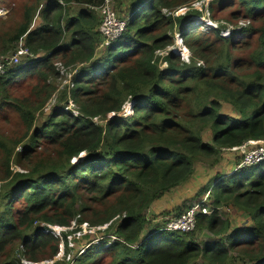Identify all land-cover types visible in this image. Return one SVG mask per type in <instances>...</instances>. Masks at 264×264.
I'll return each instance as SVG.
<instances>
[{
	"label": "trees",
	"instance_id": "16d2710c",
	"mask_svg": "<svg viewBox=\"0 0 264 264\" xmlns=\"http://www.w3.org/2000/svg\"><path fill=\"white\" fill-rule=\"evenodd\" d=\"M105 1L26 0L20 21L0 19V59L20 46L41 59L0 73V122L11 110L25 131L22 140H0L7 170L0 188V264L55 260L61 243L63 262L56 264H95L103 257L110 264H264V162L210 185L212 208L231 201L247 214L242 230L225 227L212 210L197 216L194 232L169 233L164 226L146 232L156 223L149 211L192 181L197 162L264 141V0H235L253 22L241 39L163 14L192 0H112L127 29L101 55L95 9ZM175 33L190 50V63L169 52L162 71L161 53L173 47ZM244 50L251 54L243 59ZM59 63L76 72L73 88L46 114L58 92ZM69 102L81 116L65 110ZM127 103L131 115L124 119ZM19 146L23 151L16 153ZM13 162L23 172L14 174ZM124 214L112 245L90 248L69 263L73 231L55 239L39 227L69 229L77 216L97 227ZM203 232L213 241L199 243Z\"/></svg>",
	"mask_w": 264,
	"mask_h": 264
},
{
	"label": "rangeland",
	"instance_id": "374dc122",
	"mask_svg": "<svg viewBox=\"0 0 264 264\" xmlns=\"http://www.w3.org/2000/svg\"><path fill=\"white\" fill-rule=\"evenodd\" d=\"M217 1L218 0H192V2L185 7H179L173 11L164 10L163 14L166 17H180L185 15L189 17L186 26H196L198 30L201 29L203 32L208 31L207 33H212V31L217 30L219 32V35L222 38L226 39L231 38L234 34L241 35L243 30L253 26V22L249 18L245 17L242 12H240L241 10L238 7V3H235V0H233L232 5L227 4L223 6L219 5ZM25 3L26 0H18V2L15 0H0V19L8 21L9 25H13V22L9 23V20L11 18L20 21L21 9ZM110 5L113 13L116 14L118 18L122 19V17L119 15L120 13L117 8V5L114 4L112 0ZM196 12H198L199 15H197ZM40 23L41 19L40 17H37L34 21V27L39 26ZM207 24L211 25V27L207 26ZM0 29H4L1 27V23ZM240 35L238 36V38L241 39ZM173 42L174 45L171 48V53L176 54V51H178L179 53L186 52V47L184 45L183 47L181 46L182 38L180 37V35H174ZM105 50L106 48L101 49V55L105 53ZM26 52V47H17V53L15 54V56L19 55V58L22 59V56L25 54H23L22 56L21 54ZM168 54L169 52L161 53L162 58L160 60L159 67L162 71H165V69L167 68L168 63L166 62L165 58ZM250 54L251 50H244V52L240 53V57L244 59L250 56ZM178 57L181 58L182 62H184L180 55ZM3 59L4 58L0 59L1 62L3 61ZM200 63V65H203V62ZM16 64V62H13L11 64V67H17ZM57 66V70L60 72V76L56 80L58 92L55 94V96L52 98L53 100H51V102L45 109V112L47 111L46 114L48 112H51L55 106H58L57 99L62 91H68L66 90L68 89V87L70 89L73 88L72 79L75 76V73L73 74L74 71L71 72V69L64 67L63 63H59ZM63 106L66 111L68 108H71L72 110L70 111L73 113L74 116H81L79 108L75 105L63 104ZM46 114H44L43 117L42 115L39 116L37 127L43 125L44 122L47 120V118L45 117ZM130 115L131 107L127 103L124 108V114L120 115V117L128 119ZM93 122L99 123V118H95ZM209 129L210 128H208L207 130ZM24 132L25 131L20 123L18 114L12 112L11 110H8V113L4 116V120L0 122L1 142L6 143V141L10 140H22ZM208 140L209 139L206 138L204 143L208 142ZM22 151L23 150L21 149V146L16 149V153ZM46 151L48 153L52 151V148H48ZM258 155H261L262 157H260L259 159L255 158ZM82 157H84V155ZM263 162L264 142L259 144L248 143L240 148H236L233 150H221L219 155L215 156L214 158L204 159L200 162H197L195 166L196 174L192 181H190L186 187H182L168 194V196H166V198L162 202L158 203L153 210L149 211V218L153 220L154 218H156V223L147 226V234L156 231L158 227H165L168 223L173 220V218L182 215L190 207L197 205L203 200L208 201L209 205L211 206L213 202V196L211 193L212 188H210V185L217 176H222V179H228V177H230L232 173H236L238 170L244 171L245 169H252ZM10 167L11 171L14 174L18 172H23V169L17 166L15 162H13ZM6 171L7 170L5 161L1 154L0 188L5 183ZM89 203L93 208L96 207L90 201ZM212 210L217 211V216L220 217L221 220L225 223V227L229 225V228L232 230H242V228L245 227V224L248 225L247 214L240 213L239 210L236 208L234 202L230 201L228 204H225L218 209H214L211 206L209 215L213 213ZM124 215H118L109 224L97 227H91L88 221L80 222V219L82 220L83 217L80 218V216H77V218L72 223V226L67 229L68 231H73V234L69 236V248L71 252L66 260L67 263L74 261V259L81 256L84 251L90 248L92 249L93 247L105 245L104 243H106V246L112 245L114 243V240L117 238L115 234L116 224L120 221L121 218H123ZM88 216L92 217L91 213H88ZM195 230L196 226L194 231ZM198 235L199 243H208L209 241H213L212 239L214 236L209 232H203ZM62 246H64V244L61 243V249ZM63 257L64 253L61 252L60 256L57 257L55 260L47 259L40 261L39 263L26 264H56L57 262L62 263ZM99 257H97L95 260H98ZM99 262L100 264H110V258L103 257L101 260H98L95 264Z\"/></svg>",
	"mask_w": 264,
	"mask_h": 264
},
{
	"label": "built area",
	"instance_id": "2783aa9c",
	"mask_svg": "<svg viewBox=\"0 0 264 264\" xmlns=\"http://www.w3.org/2000/svg\"><path fill=\"white\" fill-rule=\"evenodd\" d=\"M110 4H111V0H106L105 3L100 8H96L95 9V11L99 14L100 20H101L99 33L102 36L103 43H102V46H101L100 49H104V48L110 47L114 42H116L118 39H120L122 37V35L124 34V32L127 29V21L118 18L116 16V14L113 13ZM196 13H198V12H196ZM183 16H185V15H183ZM207 26L211 27V25H209V24H207ZM177 34L180 35V37L182 38L181 34H179V33H175V36ZM183 45H184V41H183V38H182L181 46L183 47ZM171 48L168 50V52L171 51ZM185 51H186L185 53H179L178 51H176L175 53L178 56L180 55L185 63H190L191 52H190V50L187 47L185 48ZM23 54H25V55H23ZM21 56H22V59L19 58V55H17V56L14 55L11 58L3 59L2 62L0 60V73L1 74H5L6 68L7 67H11L12 66L11 64L13 62H16L17 63L16 66L18 67L20 65L22 66V65H26L28 63L34 62V61H40L41 60L39 57L31 56V54L29 53L28 50H27L26 53H22ZM27 58L31 59L30 62H28ZM74 73L76 74L75 71L73 72V74ZM69 104L74 105L72 102H69ZM68 110L70 111L72 109L68 108L67 111ZM263 142L264 141H258V142L250 141L248 143H250V144H254V143L255 144H259V143H263ZM248 143H246V144H248ZM260 157H262V156L258 155L255 158L259 159ZM205 203H208V201H204L203 200L200 203H198L197 205L192 206L189 210H187L181 216H179L177 218H173V220L165 226L164 231L173 232V233L174 232H179V233H191V232H193L194 229H195V226H196V222H197L196 218H197V216L198 215H209V212H210L209 203H208V206L205 205ZM39 227H40L41 232L43 234L51 235L55 239L61 238V232L67 230V229L59 230V229H56L53 226H50V225H47V224H43V223L40 224ZM63 248H64V246H62L61 252L64 253V249ZM60 254H59V256H60Z\"/></svg>",
	"mask_w": 264,
	"mask_h": 264
},
{
	"label": "crops",
	"instance_id": "0c3cea01",
	"mask_svg": "<svg viewBox=\"0 0 264 264\" xmlns=\"http://www.w3.org/2000/svg\"><path fill=\"white\" fill-rule=\"evenodd\" d=\"M162 202V201H161Z\"/></svg>",
	"mask_w": 264,
	"mask_h": 264
}]
</instances>
